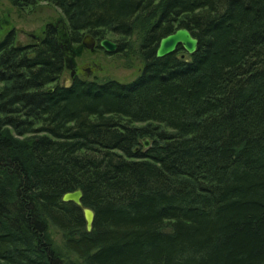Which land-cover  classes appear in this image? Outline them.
Masks as SVG:
<instances>
[{
    "label": "trees",
    "instance_id": "1",
    "mask_svg": "<svg viewBox=\"0 0 264 264\" xmlns=\"http://www.w3.org/2000/svg\"><path fill=\"white\" fill-rule=\"evenodd\" d=\"M9 1L62 19L0 39V264H264V0ZM86 34L135 77L63 82Z\"/></svg>",
    "mask_w": 264,
    "mask_h": 264
},
{
    "label": "rangeland",
    "instance_id": "2",
    "mask_svg": "<svg viewBox=\"0 0 264 264\" xmlns=\"http://www.w3.org/2000/svg\"><path fill=\"white\" fill-rule=\"evenodd\" d=\"M61 19V11L49 3L42 2L35 6L19 8L9 0H0V39L10 29L14 28L18 41L24 44L30 43L34 40L32 34L40 35L48 22L59 23ZM110 38L117 41L114 37ZM73 59L80 69V74L86 75L87 78H94V75H96L100 79L113 77L124 82L135 77L141 64L137 60L135 66L128 67L118 50L110 53L100 47H94L93 49L86 46L81 47L79 54H73ZM94 60L99 66L93 63ZM85 67H91V76H88ZM69 75L70 71L67 70L63 78L69 79Z\"/></svg>",
    "mask_w": 264,
    "mask_h": 264
},
{
    "label": "water",
    "instance_id": "3",
    "mask_svg": "<svg viewBox=\"0 0 264 264\" xmlns=\"http://www.w3.org/2000/svg\"><path fill=\"white\" fill-rule=\"evenodd\" d=\"M40 37L37 36V40H39ZM83 44L93 49L96 44V39L91 34H86L82 40ZM19 44L22 42L18 41ZM182 45L183 48L188 53H194L199 44V39L192 33V31L187 27H180L176 29L174 32H171L165 36H163L160 41L159 45L156 50V55L158 57L165 56L167 54L173 53L179 45ZM99 45L106 50L107 52L113 53L116 52L119 48V42L112 40L109 37L102 38L99 41ZM73 66V64H72ZM73 73V71H72ZM144 145L147 147L149 146V138L143 139ZM82 195L83 192L81 189H76L74 191H68L63 195V200L66 201H74L79 206L83 208L84 217L86 220V226L88 230L92 229L93 221L95 213L93 209L89 206H85L82 202Z\"/></svg>",
    "mask_w": 264,
    "mask_h": 264
},
{
    "label": "flooded vegetation",
    "instance_id": "4",
    "mask_svg": "<svg viewBox=\"0 0 264 264\" xmlns=\"http://www.w3.org/2000/svg\"><path fill=\"white\" fill-rule=\"evenodd\" d=\"M32 38L34 40H36L37 39V35L32 34ZM98 46H100V45H99V42L96 40L95 47H98ZM100 48H102V47H100ZM93 63L96 64L97 66H99V64H97L96 60H94ZM72 71H73V73H72ZM79 71H80V69L77 67L76 62L73 63V66L71 64V72H70V75H69V79L64 77L63 78V82L67 83V82L71 81L72 79H74V77H76V76L77 77H87L86 75L85 76L81 75ZM85 71L88 72V76H91V72H92L91 71V67H85ZM96 77L97 76L94 75V78H96Z\"/></svg>",
    "mask_w": 264,
    "mask_h": 264
}]
</instances>
